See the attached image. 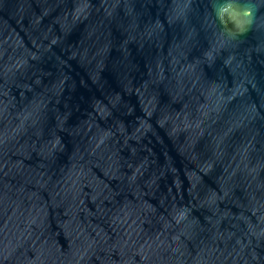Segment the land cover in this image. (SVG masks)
Masks as SVG:
<instances>
[{
    "label": "water",
    "instance_id": "obj_1",
    "mask_svg": "<svg viewBox=\"0 0 264 264\" xmlns=\"http://www.w3.org/2000/svg\"><path fill=\"white\" fill-rule=\"evenodd\" d=\"M0 264H264V0H0Z\"/></svg>",
    "mask_w": 264,
    "mask_h": 264
}]
</instances>
